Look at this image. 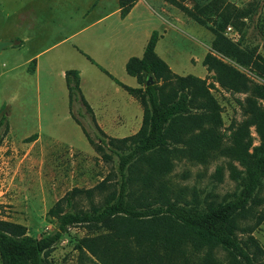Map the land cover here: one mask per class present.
Listing matches in <instances>:
<instances>
[{
	"label": "rangeland",
	"instance_id": "obj_1",
	"mask_svg": "<svg viewBox=\"0 0 264 264\" xmlns=\"http://www.w3.org/2000/svg\"><path fill=\"white\" fill-rule=\"evenodd\" d=\"M31 1L0 0V38L17 34L13 24L20 15V5L23 3L22 6L28 8L26 4ZM147 1L156 16L140 7L132 22L126 25L112 16L105 18L102 23H95L97 19L112 13V3L105 6L97 4L88 17H84V11L39 8L41 30H38L37 38L29 47L34 54L43 53L39 60L42 65H51L42 67L38 74L28 71L30 62H27L28 57L18 46L2 49L0 120L6 117L9 130L6 132L3 128L0 132V221L21 225L28 235L40 238L58 228V221L49 216V211L71 192L76 190L71 208L76 213L101 209L114 193L119 192L121 176L118 159L115 155L109 160L104 159L97 151L94 123L85 108L79 103H74L70 108L62 69L70 67L82 73V94L100 116L97 118L93 110L97 124L107 136L105 139L133 136L142 123L140 119L133 118L139 116L135 105L123 109L130 119H106L101 116L102 97L106 93L113 99L111 102L122 104L123 107L129 103V99L125 97V101V98L115 96V82L74 49L82 39L86 41L88 55L103 63V57L110 50L109 45L105 49V43L109 44L117 29H129L131 33L129 37L125 34V39L131 37V42L140 48L156 30L162 36L157 45V54L174 73L180 76L192 75L215 86L212 93L220 105L223 120L219 131L222 147L229 145L233 129L245 119L242 104L249 95L223 90L216 82L215 74L203 66V60L209 53L216 54L212 48L214 30L223 32L225 21H228V27L234 28L233 33H228L226 28L224 35L227 38L241 48L256 50L264 57V0H224L228 3L227 11L219 16L207 15L205 24H199L164 0ZM197 1L205 4L213 0ZM187 4L190 8L194 7V1L189 0ZM88 24L92 26L78 35L80 29ZM218 57L236 67L253 82L264 85V78L251 69L237 65L221 55ZM124 74L122 77L126 79L125 83L135 86L136 79L128 76L125 70ZM141 108L143 118L144 108ZM104 121L111 123L103 124ZM251 132L254 145H258L254 128ZM106 151L111 154L109 149ZM174 164L166 184L170 185L171 198L180 203L193 200L224 203L241 189V182L232 177L231 166L239 171L242 167L237 161L223 156L220 151L208 155L203 161L182 157L181 160H175ZM218 169H221V177L217 175ZM145 173L142 161L136 162L130 170L129 176L136 180L130 186L131 205L138 206L142 201L146 202L145 199L153 202V199H144L141 195L143 187L139 178ZM252 210L248 217L238 220L237 237L255 263L263 264L264 220L259 222V217L264 214V181L257 192ZM105 232L106 229L101 226H72L49 253L48 260L54 264H96L94 258H82L76 247L82 239L97 237ZM205 252L203 250L201 256ZM214 256L223 264H229L232 260L222 248H216ZM0 264H3L1 257Z\"/></svg>",
	"mask_w": 264,
	"mask_h": 264
},
{
	"label": "trees",
	"instance_id": "obj_2",
	"mask_svg": "<svg viewBox=\"0 0 264 264\" xmlns=\"http://www.w3.org/2000/svg\"><path fill=\"white\" fill-rule=\"evenodd\" d=\"M164 1L199 24L206 23L207 15L224 14L228 5L224 0L205 4L190 0L194 1V7L190 8L189 0ZM137 2L119 0L122 19L130 14ZM228 25L225 21L223 32L214 30L212 48L216 54L209 53L203 60V66L215 74V80L223 90L249 95L242 104L245 119L233 129L229 145L225 147H222L219 132L223 126L221 108L212 93L215 86L192 75L174 73L157 54V45L162 38L157 31L148 41L143 57H133L126 65L127 74L136 78L140 87H128L101 68L144 108L142 127L133 136L105 139L106 134L82 94L80 72H66L70 108L74 103L85 108L94 123L97 151L104 159L109 160L113 155L118 159L119 192L114 193L103 208L77 213L71 210L76 190L71 192L49 211V216L58 221V228L40 238L28 235L21 225L0 221L3 264H54L48 260L49 253L68 228L77 225L106 229L97 237L82 239L76 247L82 258H94L96 264H223L214 256L216 248L229 253L232 258L229 264H256L237 237V230L238 220L252 213V205L256 204L257 192L264 181V85L253 82L218 55L251 69L261 78H264V57L227 38L224 32ZM148 82L150 86H146ZM3 128L8 132L5 116L0 120V132ZM252 128L258 137V145H254ZM89 141L94 144L91 139ZM108 149L111 154H107ZM215 151L242 167L239 171L231 166L232 177L241 182L240 191L231 200L219 204L173 200L166 178L174 169V161L182 157L203 161ZM139 161L144 162L146 169L139 178L143 187L141 195L153 202L144 198L146 202L134 206L129 199L130 186L136 180L129 173ZM217 175L221 177V169L217 170ZM263 220L264 214L259 217V222ZM203 250L206 252L201 256Z\"/></svg>",
	"mask_w": 264,
	"mask_h": 264
},
{
	"label": "crops",
	"instance_id": "obj_3",
	"mask_svg": "<svg viewBox=\"0 0 264 264\" xmlns=\"http://www.w3.org/2000/svg\"><path fill=\"white\" fill-rule=\"evenodd\" d=\"M109 3H112L114 6L112 13H110V15L108 16H105L103 19L102 18L97 19L95 22L96 24L102 23L106 20L105 18L112 16V17H117L118 19H120L123 25H126L129 22H132L133 17L135 16V13L140 9V7L146 8L149 11L150 15L156 14L155 10L153 9L151 4L147 0H138V2L134 6L130 14L124 19H122L121 17V9L119 6V0H94L93 2L91 0H32L31 2L26 4V7L28 6V8L23 7L22 6L23 3L20 5L21 8H19L18 10V12H20V15L19 17H17V22L13 24L14 29L17 31V34L11 37H1L0 41L11 42L12 43L11 46H18L19 50L22 51L23 54H25L28 57L27 62H30V67L28 71L31 74H38L42 70V67H44L45 65H51V64L42 65L39 60H40L41 54L43 53L40 52V53L34 54L33 51L29 47L30 44H33L35 38H37L38 30L39 29L41 30V24H40L41 19H40V16H38L39 8H47L50 10L53 8L55 9L61 8L66 11L67 10L84 11V15H85L84 17H88L89 13L92 11L94 7H96L97 4H100V6L101 5L105 6ZM1 7H2V4L0 5V9ZM159 19L162 22V17H160ZM91 26L92 25L88 24L86 27H83L82 29H80V31L77 34L82 35ZM153 32L149 35L150 37L148 41L150 40ZM130 33H129V29L128 31L127 29L126 30L117 29L116 32H114V36L111 38V40H109V44L105 43V49L108 48V45H109L110 50H108L109 52L103 57V60H104L103 63L96 61V59L93 56L91 57L88 55V51L85 47L86 46L85 39L79 40V43H76V45L74 46V49L77 52H79L81 55L85 56L89 62H91L93 65H96L100 70L101 68L106 70L111 76H113L116 80H118L122 84L128 87L138 88L140 86L137 80H136L137 83L135 86L127 85L125 83L126 79L122 76H125L124 70L126 72V65L131 58L133 57L142 58L143 57L148 41L145 43V45H143L142 48H140L139 46H136L134 43L131 42L132 41L131 37L130 39H125L126 38L125 34L128 35L129 37ZM88 58H90L93 62L89 60ZM118 66H119V70H118ZM46 67L48 68L49 66H46ZM69 70H77V69H70V67H68L67 69V67H65L64 69H62V72L66 76V72ZM117 70L119 73L117 72ZM48 71H51V70L48 69ZM81 74L82 73L80 72V76ZM116 86L117 88L114 91V95L121 97V98L126 97L127 99H129V103L123 107L122 104H119L117 102L116 103L111 102L113 101V99L111 98L110 95H108V93H106L105 96L102 97L103 101L101 104V107H102L101 109L103 113L101 116L106 119H116V120H119L122 118L130 119L129 114L125 113L123 109H126L130 105H135L136 107H138L137 109H138L139 116H133V118L136 120L140 119L141 123H143V118H142L143 112H142V108L140 106L141 104L139 103V101L136 100L134 97H132L130 94H128L118 84H116ZM124 93H126L127 95ZM126 98H125V101H126ZM91 108L92 110L95 111L96 117L99 118L100 116L95 110V107L91 106ZM106 122L107 121H104L102 123L104 124ZM107 123H111V122L108 121ZM141 127H142V124H141ZM141 127H139L136 133H138Z\"/></svg>",
	"mask_w": 264,
	"mask_h": 264
},
{
	"label": "water",
	"instance_id": "obj_4",
	"mask_svg": "<svg viewBox=\"0 0 264 264\" xmlns=\"http://www.w3.org/2000/svg\"><path fill=\"white\" fill-rule=\"evenodd\" d=\"M12 45V43L11 42H2V41H0V52L2 51V49L4 48V47H6V46H11ZM152 80V78H150V81ZM154 83V82H153ZM146 86H150V83L148 82L147 84H146Z\"/></svg>",
	"mask_w": 264,
	"mask_h": 264
},
{
	"label": "built area",
	"instance_id": "obj_5",
	"mask_svg": "<svg viewBox=\"0 0 264 264\" xmlns=\"http://www.w3.org/2000/svg\"><path fill=\"white\" fill-rule=\"evenodd\" d=\"M227 31H228V33H233V31H234V28H233V27H231V26H229V27L227 28Z\"/></svg>",
	"mask_w": 264,
	"mask_h": 264
}]
</instances>
